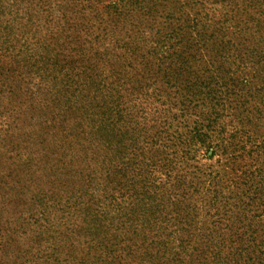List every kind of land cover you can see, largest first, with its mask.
I'll list each match as a JSON object with an SVG mask.
<instances>
[{"label":"trees","instance_id":"16d2710c","mask_svg":"<svg viewBox=\"0 0 264 264\" xmlns=\"http://www.w3.org/2000/svg\"><path fill=\"white\" fill-rule=\"evenodd\" d=\"M164 1L129 0L134 4L131 7L124 3L113 6L103 3L104 9H112L117 16L110 19L97 6L98 0H61L57 4L41 0L47 6L44 25L49 37L40 38L48 39L56 52H47L45 63L42 57L38 61L33 59L30 66L25 55L17 53L13 55L12 68L0 67V79L4 75L9 80V76L38 74L40 81L44 78L51 83L46 94L49 102H60L53 97L52 79L43 71L57 67L64 75L62 80L74 76V90L90 109V126L98 136L97 141L112 142L121 155L124 149L138 148L142 156L148 151L146 159L139 160L140 264L150 261L152 264H264V0H220L224 5L216 22L210 13L205 22L199 18L203 16V6L191 18L183 11L195 4V0H171L174 11L167 15L166 22L161 25L159 22L160 27L154 29L144 27L146 16L157 11L155 3L160 6ZM21 5L19 0L16 11ZM133 11L139 13V104L138 111L135 110L139 121L134 113L135 103L131 110L121 101L124 94L120 90H126L122 76L124 64H119L115 53L109 57L111 46L99 51L106 46L110 33H115L114 25L122 24L123 30L126 16ZM56 12L64 20L57 26L54 25L58 19ZM114 42L122 49L132 46L124 39ZM123 57L125 61L124 55L120 59ZM19 63L27 70L19 69ZM107 65L112 69L118 66L120 77L116 82L120 85L115 90L119 95L114 100L111 99L114 86H109L107 75L102 76ZM152 76L157 80L149 83ZM10 91L8 104L0 108V126L8 128V135L0 141V165L7 167L15 159L14 154L18 165L10 170L3 168L7 173L0 176V186L16 191L24 200L25 184L35 179L30 169L41 155H36L33 149L42 148L43 144L49 147L44 155L47 161L55 154L52 147L58 135L46 131L52 136L47 142L44 133L46 128L55 127L56 117L45 124L37 122L36 118L49 108L47 103L36 106L34 100L26 106L23 92L17 87ZM137 129L139 147L134 143ZM125 134L130 136L126 137L129 142L126 147ZM199 151H206L208 159L219 155L221 170H214L210 164L199 167ZM62 157L56 153L57 161ZM128 158L127 164H132L133 158ZM115 172L113 169L108 177L113 173L115 178ZM66 208L60 210L59 217L67 215L68 220L72 205ZM83 210L84 219L76 231L92 236L89 253L95 255L101 249L92 257L91 264H109L107 254H114L115 249L112 243H103L107 228L104 230L101 217L105 214H99L89 204ZM130 212L127 223L134 228L138 214L134 213L135 209ZM35 216H29L31 221L27 224L31 228L25 229L24 220L18 228L21 233L33 234V241L26 249L7 237L6 229L0 228V264L31 261L35 238L41 239L48 233L47 228L51 227L48 224H56L49 220L50 212L42 214L41 224ZM169 225L171 238L165 233ZM74 229L63 235L65 239L57 235V247L71 249ZM57 247L50 254L53 259ZM127 248V253H134L132 245Z\"/></svg>","mask_w":264,"mask_h":264},{"label":"rangeland","instance_id":"374dc122","mask_svg":"<svg viewBox=\"0 0 264 264\" xmlns=\"http://www.w3.org/2000/svg\"><path fill=\"white\" fill-rule=\"evenodd\" d=\"M21 1L22 5L18 7V11H16L15 8L19 0L0 1L2 5V8H0V67L6 68L7 70L12 68L13 55L17 53L25 55L24 58L27 60V65L30 66L34 64L33 59L38 61L41 57L44 59L45 63L44 56L47 52L53 50L52 44L48 39L41 40L40 38L41 36L46 38L49 37V31L44 25V21L46 17H48L47 6L41 3V0ZM56 1L60 2L61 0ZM56 1L52 0L54 4H57ZM195 1V4H190V6L183 8L185 13L188 12L190 18L202 9L201 6H203L204 11L203 16L199 18H202L203 22H205V20L207 21L206 18L208 13L213 16L215 22L222 15L224 3H221L220 0ZM213 2H215V4H213ZM103 3L110 6H113L115 3L119 5L124 3L129 7H131V4L134 5L129 2V0H98L97 6L104 12L105 17L110 16V19H116L117 16L113 13L114 11H112V9H104ZM212 8H215V11ZM53 10H55V8ZM155 10L157 11L152 12L150 16H146V24L144 27H152V29H154L159 26V22L160 25L166 22L167 15L171 14L174 8L171 0H165L160 3V6H157L155 3ZM252 12L253 10L250 9L249 14ZM56 14L58 15V19L54 25H61L64 23V20L60 13L58 14V12H56ZM131 14L132 15L126 16L128 19L126 18V20H124L123 30H121L122 24L119 26L116 24L114 25L118 33H116V31L115 33H110L109 37L106 39V46L99 48V51L103 52L106 47L109 48V46H111L109 49V57L112 58V53H115L116 56H119V64L121 62V65L124 64L122 76H125L126 90H120L121 93L124 94L121 101H124V104L129 106L131 110L133 103H135V113V110L138 111L139 104V13L133 11ZM114 34L115 37H113ZM116 39H124L125 43L131 44L132 46L126 49L124 48V50L118 47V44L114 42ZM109 40L113 42L110 43ZM53 51L56 52V50ZM26 53L31 54L27 55ZM123 55L125 56V61L123 60L124 57L120 59ZM21 59L23 58H17V60ZM18 67L19 69L24 68L21 63L18 64ZM117 67L115 66V68L112 69L110 65H107L105 74H102V76L107 75L109 78L107 80L109 86H111V84L114 86V90H112L113 97H111L113 100L119 95L115 90L116 86L120 85L116 82L117 78L120 77L116 71ZM33 69L37 68L33 67ZM26 70L27 68H24V71ZM43 71L52 79L55 87L53 97H56L55 99L60 100V102L55 100L49 102V99L46 98V94L47 91L50 92L49 86L51 83L44 78L40 81L37 78L38 74L9 76L13 80L10 78L9 80H5L4 75L0 79V100L2 101V104L0 103V108L1 105L8 104V98H10V93H12L10 90L17 87L20 93L23 92V102H25L26 106L29 105L30 101L34 100L36 101V106H42L47 103L49 108L45 113L36 118L37 122L45 124L51 121L53 117H56L55 127L50 129L46 128L45 130V140L48 142L52 137L48 135L46 131L50 132L52 135L53 133L58 135V137L53 136L57 143L52 147L55 154L50 160L47 161L44 156L49 150V147L46 145L43 144L42 148L36 147L33 149L36 155L40 153L41 155L37 163L34 160V164L36 163V165L31 168L30 171L33 173L35 179H40V182L34 179V182L25 184L27 194L24 196V200L19 197L16 191H10L8 187L0 186V212L3 214L2 219H0V228H3V230L6 229V231H8L6 234L7 237L15 239L20 247L26 249L30 247L33 241V234L29 232L21 233L18 231L19 225L24 220L26 221L25 229L31 228L28 227L27 224L31 221V218H29L31 214L36 215L35 218H40L39 223L41 224L42 214L50 212L49 220L56 224L55 226L53 224H48L51 227L47 228L48 233L44 234L43 238H35V248H33L35 254L28 264H91L93 260L92 257L97 255L98 252H101V249H98L95 255L92 252L89 253V246H91V244H89L90 237L92 236L85 234L82 230L76 231L82 223V219H84L85 212L83 209L89 204V206H93L98 210L99 214H105V216H100L101 219H103L102 225H104V230L107 228L105 236L102 234L106 240V242L103 241V243H105V245L112 243V249H115L114 254H107L109 255L107 257V262L109 261V264H140L139 160L143 158L146 159L145 157L148 156V151H145L146 154L142 156L139 154L138 148L134 150L124 149V156L119 153V149H117L116 146L114 147L112 142L111 144H106L99 139L97 141L96 138L98 136L90 126V121L92 119L89 115L90 109H87L88 107L83 105L84 102L79 100V95L74 90V76H71V78L68 76L67 81H64L62 80L64 75L57 67H55L54 70L45 68ZM44 72L40 73L43 74ZM154 80H157V78L155 79V77L152 76L151 80L148 82L151 83L154 82ZM133 88L135 89L133 90ZM33 111L39 112L38 109H34ZM152 112L153 110H151V113ZM136 115L139 121L138 112L135 113V116ZM166 116H169L168 113H166ZM7 130V127L3 125L0 126V141L2 137L8 135ZM125 130L126 128H124V132ZM82 131H84V133H82ZM124 137L123 144L126 147V144H129L126 137L128 139L130 136L125 134ZM134 143L139 147L138 129L136 130ZM57 152L63 155L60 161H57L55 158ZM205 152L199 151L197 153L199 167H206L205 165L210 164L214 166V170H221L220 168L222 166L218 163L220 159L219 155H215L212 159H208ZM210 153L209 151V154ZM28 156L32 157L33 155L28 154ZM14 157L15 159L7 165V167L6 165H0L2 167H0V176H2V173H7L5 171L6 169L10 170L18 165V158L15 154ZM128 157L133 158V161H131L132 164H127L129 160ZM104 166L107 167V170H105L106 167ZM204 167L202 169H204ZM108 168L110 169L109 171ZM113 169L116 170L115 178L113 173L108 177V173ZM226 175H228V172ZM156 191L157 194L159 193L160 195V190H158V188ZM166 203L168 204L167 201ZM67 205H72V208H69L71 210V212H69L71 216L68 220L67 215L63 218L59 217L61 213L60 210H67ZM17 208L20 210L17 211ZM74 209L76 210L74 211ZM131 209H135L136 212L134 213H136V215L138 214L136 219L137 223H134V228L131 224L129 225V223H127V214ZM122 222H124V224H122ZM157 225L159 226V224ZM74 227L75 229L71 235L73 236V241L75 240V248L73 249L72 247L73 241L71 242V249L57 247V235L60 239H65L63 235L64 237L67 234L69 235ZM165 233L168 238H171L172 226L169 225ZM163 237L164 236H160V238ZM99 240L100 239L96 240L97 243H99ZM37 242H40V245H38ZM130 245L135 249L134 253L131 254L127 253V247H130ZM56 247L58 249H55V259H53L50 257V254ZM124 247H126V249H124ZM40 255H43L42 259H38ZM117 256L121 258H116ZM118 261L120 263H118ZM150 262L143 264H152ZM99 263L100 262L97 264Z\"/></svg>","mask_w":264,"mask_h":264}]
</instances>
